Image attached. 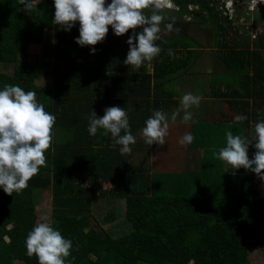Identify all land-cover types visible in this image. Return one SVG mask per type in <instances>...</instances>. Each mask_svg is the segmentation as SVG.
<instances>
[{"label":"trees","instance_id":"obj_1","mask_svg":"<svg viewBox=\"0 0 264 264\" xmlns=\"http://www.w3.org/2000/svg\"><path fill=\"white\" fill-rule=\"evenodd\" d=\"M38 7L40 11L30 15L22 11L19 0H0V62L14 63L13 72L0 70V90L10 84L34 91L45 110L55 115L54 127L70 136L54 145V152H46L47 167H41L27 189L8 195L0 186V264H12L14 257L22 258L23 264H39L35 255L26 254L25 240L36 225L35 197L48 188L51 224L80 248L71 253L67 264H250V248L261 244L254 228L264 223V195L246 187L244 178L228 180L244 195L199 197L190 192L189 174L184 173L176 176L171 194H158L163 185L156 171L170 168L171 151L155 158L154 172H150L145 166L126 163L110 134L98 130L96 136L89 135L92 110L103 116L107 107L125 108L134 135L152 115L151 108L166 106L165 100L155 98L151 104L147 99L152 74L143 66L136 70L123 63L132 30L116 36L109 26L106 39L94 46L93 54V46L76 43L79 22L70 31L53 23L54 0H41ZM205 7L215 10L208 4ZM46 30H53V43L43 48L41 59L36 54V59L29 60V45L41 42ZM179 39L187 40L183 35ZM258 49L264 50V36ZM231 53V60L250 63L252 73L243 81L250 85L246 94L264 103V55L259 51ZM248 54L253 58H247ZM164 55L174 63L175 58L163 50L153 60L157 75L172 69L165 67ZM180 62L187 64L183 59ZM51 71L52 86L37 84ZM191 174L201 183L203 176L211 177L204 171ZM116 180V186L103 185ZM98 197L124 200L129 231L113 236L89 225L91 202Z\"/></svg>","mask_w":264,"mask_h":264},{"label":"rangeland","instance_id":"obj_2","mask_svg":"<svg viewBox=\"0 0 264 264\" xmlns=\"http://www.w3.org/2000/svg\"><path fill=\"white\" fill-rule=\"evenodd\" d=\"M224 1L225 0H172L173 9L164 13L166 17L164 23L166 24L174 21V28H179V31H177L179 33L177 34L176 31L162 32V38L157 41V44L162 50L168 51V49H172L175 52L174 63H170V60L166 55L163 57V62L166 64L165 67L170 66L172 69H167L163 74L157 75L154 70L153 61L151 63L146 62L143 66L144 71L152 74L151 87H149L150 93L147 98L151 104L154 103L155 98H159L160 102L161 99L166 101L170 98H175L176 100L181 101L182 96L186 93H192L199 97L204 96L201 97L202 102L209 101L206 100L207 98L211 99L213 102V104L205 105L204 107L206 109L202 106L204 104L200 102V106L197 108V114L193 117V120L198 125L192 121L189 122L187 126L185 125V134L191 133L194 137L201 134L198 141L194 140L192 144L184 145V151H177L174 153L173 150L169 155V158H172L174 161H170V168L166 171H156V173L159 172V179L162 180L163 185V187L158 190V194H171V187L177 182L176 176L181 175V173L189 174L190 192H193L199 197H205L207 196V193H223L232 196L245 194V192L239 187H231V184H228V181L217 179L220 166H223V171H226L227 169L231 170L230 165L226 162L222 163L221 161H219V163H221L220 165L218 162L210 164L206 160H203V153L206 154V157L213 158L212 151H216L215 149L208 150L205 146L206 143L204 142L205 139L203 138V135H209L212 132H215V127L218 126L221 128V125L225 127L224 130L226 128L228 130H235V128H238L239 125H236L238 124L236 122L234 123V118L239 115V111L229 109L224 98H213L211 90L218 89L216 87H221L227 90L235 85L237 86V84L242 85L245 76L251 75L252 71L249 62V66L246 61L239 64V61L231 60L229 56L233 54L231 53L232 51H246L250 53L252 51H259V53L264 55V50L258 49L259 43L262 42V37L264 36V13H261L260 6L257 5L258 0H235L236 4L232 5V8H230L229 3H225ZM40 2L41 0H33L35 7L31 14L40 11L38 7ZM106 2L110 3L111 0H106ZM207 4L214 7L215 10L213 12L215 14H213L212 11H209L208 8L206 9L205 5ZM227 7L232 10L229 12ZM22 11L25 14H29L23 8V5ZM140 31H142V28H137L136 32ZM182 35L187 40H180L179 38ZM53 40V30H46L41 42H34L29 45L26 57L29 60H34L36 59V54H38V59H41L43 48H47L49 44L53 43ZM187 43L192 44L195 47L193 48ZM190 49L191 51L188 52ZM228 53L230 55L227 56ZM247 58L250 59L253 57L249 55ZM181 59L186 60L187 64L180 62ZM0 70L11 73L14 70V63L0 62ZM54 81L55 77L51 71L46 75H42L40 79L37 80V84L41 86H52ZM206 88H209V90ZM156 93H159V95ZM250 107L253 106L249 105L248 108L250 109ZM169 109H174V105L169 108L164 107L163 111L169 115ZM204 109L207 111L212 110L211 114L207 112V116H203ZM150 111L152 114L154 107L151 108ZM245 112L247 111L243 110L242 115L247 116V119H249L248 114H245ZM145 126L146 125H143L137 128V131L134 133L137 142L134 145H131V154L125 155L124 158L126 163L142 165L150 171L151 165L154 164L152 157L153 151H147V148H150V146L155 150H159V148H157L158 144L148 145L145 143L142 136V129ZM244 127L246 126L244 125ZM54 130V145L70 136V133L61 127H54ZM240 130H242L241 127ZM251 133L255 134L254 131ZM197 143L204 147L198 148ZM255 143V140L251 143L253 148H255ZM256 151L257 150L254 149L253 151H250V153L255 154ZM160 153L161 152H158L157 155H160ZM214 158L216 157L214 156ZM171 168L173 169L170 170ZM187 171H190V173H187ZM200 171H204L205 174H210L211 177L203 176L204 179L202 180L204 182L202 183L197 181L198 179L195 180L191 173L193 172L197 174L200 173ZM253 175L256 176L257 180V183L254 182L257 186L254 187V189L257 192H260V195H264V180H261L255 173ZM185 178L186 177L184 176V179ZM223 179L226 178L223 177ZM229 179L231 178L226 180ZM250 182L251 181H248L246 185L249 189L251 188ZM103 185L104 187L116 186L118 185V181L116 180L111 183L105 182ZM51 196L52 192L50 188H48L41 189L38 196L35 197V202H38L35 208L36 224L39 222H48L51 224ZM115 198L116 197H114V199ZM115 200L116 201L112 200V198L100 197L93 199L91 202L92 215L89 225L96 229H103L113 236H119L122 233L129 231L131 225L124 217V200ZM254 229L261 244L250 248V264H264V223L256 224ZM70 240L73 242L72 254L77 253L80 248L77 246L73 238H70ZM17 252V250L14 251V255H17ZM14 258L12 264H23L22 258ZM139 264L146 263L140 262ZM188 264L192 263L190 262Z\"/></svg>","mask_w":264,"mask_h":264},{"label":"clouds","instance_id":"obj_3","mask_svg":"<svg viewBox=\"0 0 264 264\" xmlns=\"http://www.w3.org/2000/svg\"><path fill=\"white\" fill-rule=\"evenodd\" d=\"M224 2L229 3L230 8L236 4L235 0ZM19 3L31 15L35 7L33 0H19ZM259 6L264 8V4ZM54 7L53 23L70 31L79 22L76 43L82 47L93 46V54L96 51L94 46L106 39L109 26L116 36H122L131 29L132 35L127 40L130 50L123 63L137 70L160 56L163 50L156 41L162 38V32L179 31V28H174V21L164 23V13L173 9L172 0H111L110 3L106 0H54ZM230 8L227 7L229 12L232 10ZM137 28H142V31L137 33ZM168 55L175 58L172 49H168ZM200 102L198 95L184 94L180 107L171 114V121L175 123L183 111L184 123L195 122L190 109L198 108ZM88 120L89 135L96 136L98 130H103L120 146L122 156L131 154V145L137 141L125 108L107 107L103 116H98L92 110ZM234 120L242 123L247 116L237 115ZM55 124V115L45 110V105L38 102L34 91H25L18 85L10 84L0 90V186L6 194L27 189L29 181L39 173L41 167H47L46 152L55 151ZM145 125L142 129L145 143L163 146L169 133L168 114L163 110H154ZM254 132L249 138L227 130L226 146L214 155L230 165L231 169L243 167L264 180V119L255 124ZM194 140L191 133H186L179 143L189 145ZM253 140L256 141L254 147L257 151L250 159L248 149ZM25 246L26 254L29 257L35 255L39 264H67L73 242L52 224L39 222L27 234Z\"/></svg>","mask_w":264,"mask_h":264},{"label":"crops","instance_id":"obj_4","mask_svg":"<svg viewBox=\"0 0 264 264\" xmlns=\"http://www.w3.org/2000/svg\"><path fill=\"white\" fill-rule=\"evenodd\" d=\"M247 86H250V85H247L246 83H242V85L237 84V86L235 85L234 87H231L230 89L228 88L227 90H225L221 87H216L218 89L211 90V94H212L213 98H219V97L224 98L225 102L227 103L228 108L232 109L233 111L234 110L239 111V115L243 114V110L247 111V112H245V114H248L249 119H247L246 121H243L242 124L241 123L236 124V125H239L238 128H235V130H232V131H233L234 135L243 134V135H247L249 138H251L254 135V133H251V132L254 131L255 124L257 122H259L261 119H264V103H259L258 98H255V97H252V96L246 94V90H247L246 87ZM206 89L209 90V88H206ZM201 97H204V96H201ZM178 99H180V98H178ZM231 99H233L235 101H233ZM206 100H209L210 102L209 101L202 102V100H201V103L204 104V105L201 104L203 107L205 105L213 104L211 99L207 98ZM179 104H180V100H176L175 98L174 99L170 98V99L166 100V106H165L166 108H169V107L174 105V109H169L170 110V114L168 115L169 118L171 117L172 112L180 107ZM249 105L253 106V107H250V109H249L248 108ZM205 109H204V113H203L204 115L203 116H207L206 115L207 112H209L211 114L212 110L207 111ZM190 111L193 112V117L196 116V114H197V108L196 107H193L192 109H190ZM183 114H184L183 111H181L180 116L176 120L178 122L173 123L171 121V119H169V133L165 138L166 143L163 146L158 145L157 148H159V150H155L154 148L152 149L151 146H150V148H147V151H149V150L153 151V156H152L153 161L155 158L160 159V156L163 153L168 152V151H171V152L173 150L174 151H184V145H181L179 143V140L185 134L184 133L185 125L187 126L189 124V122L188 123L183 122V120H182ZM234 123H235V120H234ZM195 124H196V122H195ZM219 124H226V123H219ZM196 125H198V124H196ZM244 125L246 127H244ZM240 127L242 128V130H240ZM224 128L225 127L222 125H221V128L217 126L214 129L215 132H212L209 135H206V134L203 135V138L205 139L204 142L206 143L205 146L208 148V150L209 151L212 149L216 150V151H212L213 152V154H212L213 158L212 157H206V154L203 153V160H206L210 164H215L216 162H218V164L220 165L221 163H219V161L224 163V161L219 160L218 158H214V156H215L214 153L218 154L219 150L222 147L226 146V131L228 129L226 128L224 130ZM200 135L201 134H198L195 136V141H198ZM176 142H177V144H176ZM179 144H180V146H179ZM197 146H198V148L204 147L199 143H197ZM254 149L256 150V148H253L252 145L250 144L249 149H248L250 159L254 158V156H253L254 154L250 153V151H253ZM158 152H161L160 155H157ZM171 152H170V154H171ZM153 165H151L150 172H154L153 168H152ZM218 170H219L218 171L219 176L217 177L218 180L228 181V180H226L228 178H231V179L237 178L239 180L241 178H244L245 180L243 183L247 184V182H248L247 180L250 179L251 180V182H250L251 188L257 187L256 186V183H257L256 176L253 175L254 172H252L250 170H246L243 167H241L240 169H235V170L234 169H231V170L227 169L226 171H223L224 170L223 166H220V168ZM223 177H225L226 179H223ZM253 182H256V183H253Z\"/></svg>","mask_w":264,"mask_h":264},{"label":"built area","instance_id":"obj_5","mask_svg":"<svg viewBox=\"0 0 264 264\" xmlns=\"http://www.w3.org/2000/svg\"><path fill=\"white\" fill-rule=\"evenodd\" d=\"M259 4H264V0H258L257 5H259Z\"/></svg>","mask_w":264,"mask_h":264},{"label":"water","instance_id":"obj_6","mask_svg":"<svg viewBox=\"0 0 264 264\" xmlns=\"http://www.w3.org/2000/svg\"><path fill=\"white\" fill-rule=\"evenodd\" d=\"M260 10H264L263 6H260Z\"/></svg>","mask_w":264,"mask_h":264},{"label":"flooded vegetation","instance_id":"obj_7","mask_svg":"<svg viewBox=\"0 0 264 264\" xmlns=\"http://www.w3.org/2000/svg\"><path fill=\"white\" fill-rule=\"evenodd\" d=\"M261 13H264V11H263V12H261Z\"/></svg>","mask_w":264,"mask_h":264}]
</instances>
